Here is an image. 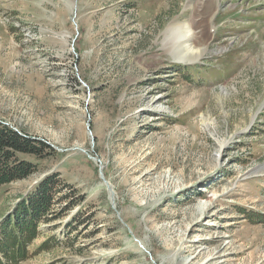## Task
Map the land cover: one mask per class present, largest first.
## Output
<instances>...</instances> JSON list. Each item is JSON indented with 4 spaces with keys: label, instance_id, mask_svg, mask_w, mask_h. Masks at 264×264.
Returning <instances> with one entry per match:
<instances>
[{
    "label": "rangeland",
    "instance_id": "obj_1",
    "mask_svg": "<svg viewBox=\"0 0 264 264\" xmlns=\"http://www.w3.org/2000/svg\"><path fill=\"white\" fill-rule=\"evenodd\" d=\"M198 1L0 0V121L56 153L18 156L0 225L50 172L84 196L0 264H264V0H218L176 63Z\"/></svg>",
    "mask_w": 264,
    "mask_h": 264
},
{
    "label": "trees",
    "instance_id": "obj_2",
    "mask_svg": "<svg viewBox=\"0 0 264 264\" xmlns=\"http://www.w3.org/2000/svg\"><path fill=\"white\" fill-rule=\"evenodd\" d=\"M26 155L42 160L55 157L56 153L46 143L0 121V187L27 179L36 172L35 164L18 157ZM83 199L75 188L61 180L58 172L44 175L2 220L0 256L7 258L9 247L20 249L35 237L41 223H51L69 213ZM18 251L17 257L21 256V250Z\"/></svg>",
    "mask_w": 264,
    "mask_h": 264
},
{
    "label": "bare ground",
    "instance_id": "obj_3",
    "mask_svg": "<svg viewBox=\"0 0 264 264\" xmlns=\"http://www.w3.org/2000/svg\"><path fill=\"white\" fill-rule=\"evenodd\" d=\"M218 7V0H199L192 5L194 19L190 25L189 22L177 23L175 21L169 24L165 32V34H169L170 39L166 53L176 63H193L208 50L211 39L208 31L212 28L210 21L215 10L219 9ZM103 184H100V186H103ZM111 202L115 205L114 200H111Z\"/></svg>",
    "mask_w": 264,
    "mask_h": 264
},
{
    "label": "water",
    "instance_id": "obj_4",
    "mask_svg": "<svg viewBox=\"0 0 264 264\" xmlns=\"http://www.w3.org/2000/svg\"><path fill=\"white\" fill-rule=\"evenodd\" d=\"M99 171H100V177H101V180L103 181L104 186L106 187V189H107V191H108V193H109V200H110L111 206L114 208L115 205L112 204V202H111V200H113V193H112L111 187H110V185L107 183V181L104 180V177H103L102 172H101V171H102V168H101V167H100V170H99ZM135 241L137 242L139 248L142 249V251H145V248L143 247V245H142L139 241H137V240H135Z\"/></svg>",
    "mask_w": 264,
    "mask_h": 264
}]
</instances>
